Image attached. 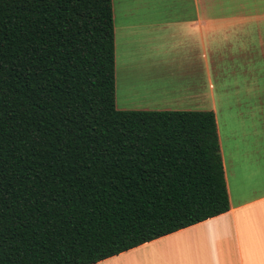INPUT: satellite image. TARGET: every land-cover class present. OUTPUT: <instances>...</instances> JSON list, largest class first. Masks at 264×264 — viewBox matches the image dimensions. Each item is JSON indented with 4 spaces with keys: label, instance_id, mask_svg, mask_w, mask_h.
Returning a JSON list of instances; mask_svg holds the SVG:
<instances>
[{
    "label": "trees",
    "instance_id": "16d2710c",
    "mask_svg": "<svg viewBox=\"0 0 264 264\" xmlns=\"http://www.w3.org/2000/svg\"><path fill=\"white\" fill-rule=\"evenodd\" d=\"M110 0H0V264H96L228 210L213 113L117 110Z\"/></svg>",
    "mask_w": 264,
    "mask_h": 264
},
{
    "label": "crops",
    "instance_id": "0c3cea01",
    "mask_svg": "<svg viewBox=\"0 0 264 264\" xmlns=\"http://www.w3.org/2000/svg\"><path fill=\"white\" fill-rule=\"evenodd\" d=\"M117 110L210 111L228 210L96 264H264V0H110Z\"/></svg>",
    "mask_w": 264,
    "mask_h": 264
},
{
    "label": "rangeland",
    "instance_id": "374dc122",
    "mask_svg": "<svg viewBox=\"0 0 264 264\" xmlns=\"http://www.w3.org/2000/svg\"><path fill=\"white\" fill-rule=\"evenodd\" d=\"M140 262V251L128 253L120 258L115 259L111 264H133Z\"/></svg>",
    "mask_w": 264,
    "mask_h": 264
}]
</instances>
